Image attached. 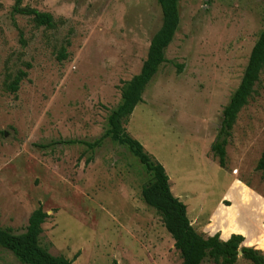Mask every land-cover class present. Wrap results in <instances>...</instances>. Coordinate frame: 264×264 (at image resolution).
Here are the masks:
<instances>
[{
  "label": "rangeland",
  "instance_id": "1",
  "mask_svg": "<svg viewBox=\"0 0 264 264\" xmlns=\"http://www.w3.org/2000/svg\"><path fill=\"white\" fill-rule=\"evenodd\" d=\"M0 0V225L25 231L39 205L41 244L74 264H182L159 212L142 197L151 180L125 146L104 139L125 83L139 74L162 25L158 0H23L57 29ZM167 61L126 125L166 169L197 233H234L264 253V71L243 107L222 168L211 146L264 28V0H178ZM20 30L25 44L21 42ZM65 47L67 58L59 59ZM31 64L17 94L6 89ZM0 264H24L0 246ZM204 264H216L205 261ZM235 264H252L238 257Z\"/></svg>",
  "mask_w": 264,
  "mask_h": 264
},
{
  "label": "trees",
  "instance_id": "2",
  "mask_svg": "<svg viewBox=\"0 0 264 264\" xmlns=\"http://www.w3.org/2000/svg\"><path fill=\"white\" fill-rule=\"evenodd\" d=\"M162 10V25L154 34L148 49L146 60L141 71L125 83L121 90L122 101L108 117V129L98 140L89 143L80 140H68L67 144L82 143L91 148L102 145L104 139L127 147L139 159L151 180L142 189L144 201L155 208L162 217V222L174 239V246L180 252L182 264H204L213 261L216 264H235L242 253L243 258L252 264H264V253L256 248L244 246L245 236L241 233L232 234L227 240L217 233L213 236H203L196 232L187 215L186 205L174 196L165 167L142 145L131 136L126 125L137 105L143 100L142 95L157 74L159 67L167 61L166 49L169 47L179 28L180 13L178 0H158ZM13 14L29 16L37 26L46 29H57L59 20L51 13L23 5V0H15ZM21 42L25 44L20 30ZM67 58L66 48L59 50V59ZM30 63L26 69H20L14 79L6 84V89L17 94L21 82L27 77ZM264 71V28L252 48L247 67L240 85L232 95L223 111L221 127L211 146L213 156L224 168L227 162V145L232 136L234 125L243 107L255 91V86ZM257 169L264 173V151L258 161ZM49 214L41 205L34 210L28 220L25 231L15 234L10 228L0 225V246L11 251L24 264H74L79 252L69 259L63 255H53L41 244L43 224ZM113 264H118L116 260Z\"/></svg>",
  "mask_w": 264,
  "mask_h": 264
},
{
  "label": "water",
  "instance_id": "3",
  "mask_svg": "<svg viewBox=\"0 0 264 264\" xmlns=\"http://www.w3.org/2000/svg\"><path fill=\"white\" fill-rule=\"evenodd\" d=\"M243 245L245 246L244 242H243ZM249 247V246H248ZM240 255H242V253H240Z\"/></svg>",
  "mask_w": 264,
  "mask_h": 264
},
{
  "label": "crops",
  "instance_id": "4",
  "mask_svg": "<svg viewBox=\"0 0 264 264\" xmlns=\"http://www.w3.org/2000/svg\"><path fill=\"white\" fill-rule=\"evenodd\" d=\"M225 240H227V239H225Z\"/></svg>",
  "mask_w": 264,
  "mask_h": 264
}]
</instances>
